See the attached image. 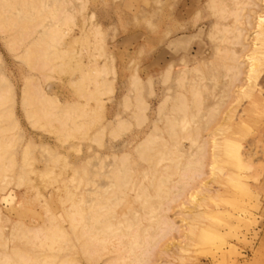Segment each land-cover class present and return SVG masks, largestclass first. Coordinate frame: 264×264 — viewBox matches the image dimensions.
<instances>
[{"label":"rangeland","instance_id":"1","mask_svg":"<svg viewBox=\"0 0 264 264\" xmlns=\"http://www.w3.org/2000/svg\"><path fill=\"white\" fill-rule=\"evenodd\" d=\"M53 1L50 0L52 4ZM63 1L66 3L63 15L68 16V21L62 19L57 24L63 38L58 43V49L64 56L55 62L64 63L65 72L32 69L22 57L26 45L42 34L34 33L18 50H13L9 40L15 30L0 31V93L5 92L8 96L0 109L13 114L11 118L3 117L1 123L11 127L5 134L14 137V145L8 154L16 161L14 170L7 172L5 181L0 182V223L8 247H19L20 244L30 247L25 239L17 238V225L31 227L42 224L43 219L52 214L65 215L69 203L64 201L66 191L71 188L79 195L85 177L81 172L87 170L91 180L105 185L110 182L107 174L115 170L123 176L125 169L130 171V167L134 171L132 178L136 187L141 185L137 191L145 195L147 202L154 207L146 224H153L148 226V229L151 227L148 233L152 235V244L155 243L161 238L156 221L164 214L158 201L174 195L178 174L191 168V161L200 159L205 151L202 142L189 149L191 140L186 137L187 133L200 127L203 134H207L216 125L224 128L225 136L230 137L238 151L219 149L217 163L222 169L217 168L216 175H213L210 167H207L208 180H211V187L216 191L207 195L206 201L198 209L202 215L199 213L197 217L186 219L178 215V208L173 207L170 217L181 232H173L160 240L148 264H155L162 249L166 251L165 256L160 257L163 262L180 257L179 264H264V100L250 109L246 120L239 126L234 121L246 101L240 103L233 121L222 119V113L230 103L228 95L231 88L226 70L229 61L220 55L230 45L232 33L226 30L218 32L215 40L210 36L216 22L222 24L221 28L225 24H247L236 22L233 15L222 19L217 17L209 7L210 0ZM247 1L251 0H228L227 9L231 11L243 7ZM46 5L49 7L50 3ZM245 6L243 13L253 7ZM19 18L24 19L22 14ZM180 60L184 61L181 63ZM103 64L106 68L96 76L97 81L101 82L98 88L100 92L96 90V96L88 101V119L94 121L86 134L77 133L65 139L54 126L46 127L29 117L27 110L30 106L22 100L28 80L39 81L44 92L55 97L61 105L86 103L84 98L77 95L75 85L83 75ZM168 65H171L172 71L169 81L166 79L165 83L166 80L162 78ZM43 74L50 75V80L44 81ZM134 75L140 77L141 88L131 83ZM178 81H183V84H177ZM258 83L264 89V65ZM95 86L94 82L88 84L90 89ZM197 88H202L206 94L213 90L217 96L208 99L199 113L191 100L186 115L175 111L178 96L184 94L191 97ZM140 100L144 105L143 110L137 106ZM162 102H165L164 106L160 105ZM160 110L161 113L158 112ZM209 111H213L211 117L217 123L213 122ZM136 113L143 114L145 121L140 119L138 122ZM118 120H124L127 124L116 133L114 130ZM173 122L176 124L172 125L176 127L171 130ZM208 122L211 124L208 125ZM154 126H157L158 132H155L151 142L153 152L163 139L170 140L168 144L172 145L171 135L174 133L180 144L170 149L180 154L176 153L175 156V153H169L172 159L165 152L161 153L162 156L156 154L161 158L156 168L171 160H180L178 173L161 182L163 193L168 195L166 199L161 198L163 193L159 195L160 192H156L152 185L156 168H148V163L142 162L136 148L154 131ZM183 135L187 141L181 137ZM97 136L101 139L100 143L96 142ZM184 144L186 147L183 149ZM25 148L28 155L27 161L23 162ZM126 153L129 163L124 166L120 164V167L113 157ZM165 156L167 161L164 160ZM2 187L5 189L2 190ZM141 196L131 191L117 204L116 210L122 219L137 220L134 212L128 209L132 207L130 205L140 203L144 198ZM122 207L123 211L128 212L122 213ZM72 242L75 245L73 250L59 252L60 256L69 252L75 257L81 256L79 241L73 236ZM3 248L0 243V251Z\"/></svg>","mask_w":264,"mask_h":264},{"label":"bare ground","instance_id":"2","mask_svg":"<svg viewBox=\"0 0 264 264\" xmlns=\"http://www.w3.org/2000/svg\"><path fill=\"white\" fill-rule=\"evenodd\" d=\"M51 2L50 0H0V31L11 32L15 30L9 40L10 47L13 50H18L24 44L25 40L30 38L34 33L42 34L39 38H34L26 45L22 57L32 69H43L44 71L46 69H51L59 73V71L65 72L66 65L64 63L55 62L60 57L64 56L61 55L58 49V43L62 38V34L59 32L57 22L62 19L68 21V16H65L66 14L63 15L66 6L65 1L55 0L53 4ZM47 3H50L49 7H47ZM242 4H245V2ZM245 5H249V7L252 5L253 7H251L252 9L249 12L243 13L242 11L246 9ZM245 5L240 8L232 9L231 11L229 9L228 11V0L209 1V7L213 9L217 17L222 19L226 18L227 15H233L236 22L240 21L243 24H247L246 26L225 24L221 28L222 24L216 22L210 33L212 39L215 38L218 32L223 30L232 33L230 45L220 55L221 58H226L229 61V63L226 64V70L230 76L228 85L231 88L228 95L230 103L221 117L225 121H233V116L237 113L236 111L240 103L246 101V105L243 109H239L234 121V124L238 126L246 120V116L250 109L264 100L263 86L260 87V83H258L264 65V0L247 1ZM19 13L22 14L24 19L19 18ZM211 28L212 27H210V29ZM207 34L209 35V33ZM210 36L208 38H210ZM183 61L184 60H182L181 63ZM197 63H201V61H197ZM211 63L214 65L213 61ZM104 68H106L105 64L99 68H95L93 72L83 75L76 83V93L79 97L84 98L86 103L61 105L55 97L49 96L44 92L39 81L35 79L28 80L23 89L22 100L23 103L30 106L27 110L29 117L34 118L36 122H41L46 127L54 126L56 132L62 134L65 139L75 136L77 133L86 134L91 126V122L94 121L88 119V101L96 96V90H98L101 84L100 81H97L96 76L100 74ZM196 69L199 70V68ZM197 70L195 73H197ZM171 71L172 67L170 65L163 74L164 77L162 79H168L169 81ZM43 78L44 81L50 80V75L43 74ZM89 82L95 83V90L88 88ZM166 82L167 80L165 83ZM179 82L183 84V81H178L177 84ZM131 83L135 85L136 88H141L142 81L139 76L134 75ZM182 87L183 86H181V88ZM212 91H208L206 94L202 88H197L193 92L191 90V97L180 94L176 99L177 102L174 106V110L180 113L183 112L186 115L189 101L191 100L193 107L196 108V111L199 113V111L204 109V104L208 99L217 96ZM7 99L8 96L5 92L0 93V107ZM164 103L165 102H162L160 105L164 106ZM137 106L140 110L144 108L141 100ZM158 112L161 113V110ZM183 113L182 115H184ZM209 113L211 117L213 111L212 113L209 111ZM12 115L11 111L0 109V182L5 181L7 172L14 170L16 165L14 157L8 154L9 150L14 145V137L5 134L11 127L1 123L3 117L11 118ZM137 116L139 118H137L138 122L140 119H146L143 114L140 115L139 113ZM196 116H198V114ZM211 118L213 119V116ZM210 120L211 119H209V121ZM166 121H168L167 118ZM213 122L217 123V120ZM174 123L175 122L171 123V130H174L176 127V125H172ZM126 124L124 120H118L114 132L118 133V131L123 130ZM210 124L211 122H208V125ZM13 126L14 125H12V127ZM154 127V131L136 147L140 155L139 158H142V162L145 161V163H148V168H152V170L160 165L161 158L157 155L160 154L162 156L161 153L164 152L176 154L177 152L175 150L171 151L170 149L174 148L179 143L178 136H175L176 134L174 133L175 135H171L173 141L172 145L168 144L170 140L163 139L164 141L162 140L163 142L160 144L159 148L155 149L153 152L154 148L151 146V142L156 135L155 132H158L157 126ZM186 127L188 129V126ZM181 137L184 139L185 135ZM186 137L191 140L189 149H191L194 144H201L202 142L205 151L200 159L191 161V168L184 169L185 171L178 174L179 178L175 183L176 191L171 198L166 199L168 195L163 193L161 182L178 173L177 167L180 164V160H171V162L163 164L162 167H157L153 174L155 175V177H153L155 180H153L154 183L152 185L156 192H160L159 195L163 193V197L161 198L166 199L158 201L159 207L162 209V212H164V214L159 217V221H156V226L160 229L158 232L161 237L160 240L171 235L173 232H181V229L177 228L170 217V212L173 210V207L179 209L177 213L180 217H185L186 219L194 218L201 213L198 209L202 207L206 201V196L216 191L211 187V180H208L210 175L207 167H210V173L212 171L213 175H216L217 168L219 170L222 169L217 163L219 149L224 148L226 151L228 149L235 152L238 151L236 145L229 139L230 137L228 136V138L225 136L224 128L220 126L215 125V127L207 131V134H203L202 129L197 127L191 131L189 130ZM187 138H185V141H187ZM100 140V137L97 136L96 142L98 141L100 143ZM185 144L182 145L183 149L186 147ZM163 147L166 148V151L162 149ZM207 148L209 149V153ZM171 154H169V156L172 159ZM177 154L175 156H177ZM27 155L28 149L25 148L23 162L27 161ZM166 158L165 156L164 160ZM113 159H115L120 167L121 165L124 166L129 163L128 153L121 156L115 155ZM188 162L189 161H187V163ZM125 170L126 173L123 176L119 174V171L116 172L115 170L109 174L105 173L110 178V182L105 185L97 180H91L87 170L81 172L85 174V177L79 195L76 194L74 190H71V188L66 191L64 201L69 203L65 208L64 216L60 217L52 214L43 219L42 224L33 225L31 227L17 225V229L19 230L17 238L20 240L25 239L26 243L30 244V247L21 244L19 247H8L6 244L8 240L3 236V229L0 223V243L4 246L0 251V264H97L99 261H101L100 264H148L152 259L154 248L157 247L160 242L158 239L152 244V235L148 233L151 227L148 229V226L153 224H146V221L150 220L148 216L154 207L152 203L147 202L145 195L137 191L141 185H139L138 188L136 187L135 179L132 178L134 174L132 168H129L132 173H130L127 168ZM127 173H129V176ZM81 180L82 179H80V181ZM80 183L81 182H79V184ZM129 183H131L130 186L128 185ZM5 187H2V190H4ZM131 191H135L138 197L140 195H142V198L144 197L140 203H137V205L132 204L130 205L132 207L128 209V211L134 212V216L137 218L136 221L130 220V218L122 219V216L119 215V212L116 210L117 204H120L124 197ZM164 195L166 196L164 197ZM135 200L139 201L136 197ZM125 202L127 201H124V203ZM124 206L125 205H123V207ZM123 207L121 209L122 211ZM161 209L158 210L160 211ZM128 211H123L122 213H127ZM154 217L157 219L156 216ZM73 236L79 241L81 256L75 257L71 254L72 252L60 256L59 252L65 250L72 251L73 247H75L72 242ZM150 238L152 241H150ZM179 248L183 249V246ZM165 254L166 251L162 249L160 251V257L162 258ZM160 257L156 259L155 264H179V260L181 259L180 257L179 259H175L176 257H174L173 260H166L163 262L160 261Z\"/></svg>","mask_w":264,"mask_h":264}]
</instances>
